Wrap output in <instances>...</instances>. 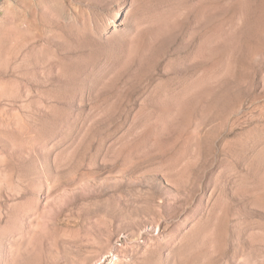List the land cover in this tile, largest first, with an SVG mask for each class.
<instances>
[{
    "label": "rangeland",
    "instance_id": "obj_1",
    "mask_svg": "<svg viewBox=\"0 0 264 264\" xmlns=\"http://www.w3.org/2000/svg\"><path fill=\"white\" fill-rule=\"evenodd\" d=\"M0 264H264V0H0Z\"/></svg>",
    "mask_w": 264,
    "mask_h": 264
}]
</instances>
